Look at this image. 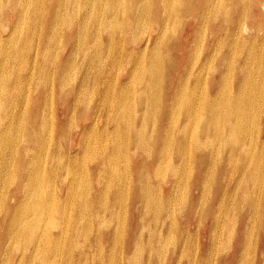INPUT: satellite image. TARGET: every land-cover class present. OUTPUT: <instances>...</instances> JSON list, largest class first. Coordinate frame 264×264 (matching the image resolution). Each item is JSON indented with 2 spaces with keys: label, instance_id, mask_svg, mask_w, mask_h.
I'll return each mask as SVG.
<instances>
[{
  "label": "bare ground",
  "instance_id": "bare-ground-1",
  "mask_svg": "<svg viewBox=\"0 0 264 264\" xmlns=\"http://www.w3.org/2000/svg\"><path fill=\"white\" fill-rule=\"evenodd\" d=\"M263 3V0H0V227L8 232L0 239V264H21L24 259L29 264H36V261L61 264L59 258L62 254L68 258L77 254L79 258L86 259L87 245L95 251L92 253L95 264H115L113 247L106 250L103 245L114 244L115 240L124 243L118 251L126 264H144L143 257L136 260V248L142 253L148 252V259H145L151 264V257L160 253L164 255L162 249L172 236L179 242V248L176 249L175 245L176 251L168 260L170 264H180L181 257L192 249L189 247L192 240L195 251L190 264H206L209 260L210 264H217V246L225 234L226 238L227 235H236L231 264H264V251L259 258L255 255L249 257L250 251L246 252L249 244L252 247L256 241V236L260 238L259 233H264L263 225L258 228L255 225L258 219L263 222L264 217V138L260 141L264 132L260 134L256 124L258 120H264V104L259 111L257 105V96L264 95V87L260 88L264 82V14L259 12ZM188 4L194 7H187ZM2 5L8 6L2 9ZM197 9L200 11L195 14ZM8 11L13 12L12 16L1 18ZM252 14L257 21L248 22L247 18ZM146 17L145 30L146 27L142 26ZM141 27L144 32H141ZM207 31L209 35L205 39ZM243 34L248 37L246 54L255 52L257 62L243 61L242 58L235 60V54L242 49L237 38ZM63 36L70 38L69 44L64 46L63 42L61 49L54 51L53 44L60 45ZM83 41H91L92 45L84 49L80 43ZM204 42L206 48L203 52ZM184 45H187L186 54H180ZM226 52L232 54L229 60ZM138 53H142L143 60H136ZM240 54L244 57L243 53ZM193 57H198L196 63L192 62ZM79 59L81 61L78 62ZM217 63L226 65V69L212 66ZM121 73L127 74L122 78ZM71 75L75 78L72 79ZM101 75L105 76L101 97L93 103L99 92L97 79ZM175 75L180 83L184 82L187 91L188 87L199 86L203 80L211 82L205 89L206 102L195 123L191 120L193 103L203 98V91L197 95L200 91L197 90L193 96L182 97L176 93L173 96L175 106L172 104L165 109L158 103L155 108L157 119L151 142L163 152L155 159L177 157V163L171 165L169 171L165 169L168 179L161 175L162 169L156 172L154 168L153 172L145 173L146 177L154 176L156 179L153 190L157 198L154 195L151 201H146L144 207L137 210L134 201L126 199L130 186H124L120 170L110 164L117 173L115 185L101 180L98 187L103 194L97 206L90 208L86 204L84 210L76 212L74 207L78 208L79 202L83 201L79 199L73 200L66 210L60 202L66 201L67 197H62L57 202L56 212H53L57 195L77 194L82 185L75 184L67 192L56 186L53 178L57 174L55 166L58 161L51 153L58 155L68 147L66 155L72 157L79 147L67 140L74 135L70 119L69 122L57 121V109L48 111L41 105L55 98L59 101L61 96L72 103L83 97L86 109L93 107L87 127L89 131H99L93 119L101 112H105L112 123L118 125V120H121L124 127L133 130L136 105L147 102L149 98L154 101L169 98L162 83L172 80ZM45 78L48 79V87ZM40 79H43L41 83ZM136 79L140 82L137 86L148 85L147 95H141L145 91H136ZM192 79L196 83H189ZM65 81L68 84L63 85ZM46 88H49L48 92ZM27 100L35 101L33 110L30 104L26 109L22 107ZM180 100L191 107L187 118L174 119V123L179 125L177 131L174 127L164 129L169 108L174 106L175 111H181L182 104H177ZM207 102L212 105L208 107ZM65 111L69 117L71 109ZM87 113L82 111V114ZM207 115L213 120L209 126L205 123ZM174 137H185L183 143L177 142L175 147H182V153L185 150L188 153L171 150L169 145ZM79 139L78 144L85 147L84 157L93 149L89 148L88 141L83 144ZM166 140L167 143L160 144ZM96 145L94 157L102 151L107 152L106 145L99 142ZM119 150L127 152L126 147ZM199 157L200 162L207 165V174H201L200 179ZM38 166L43 167L42 173L38 172ZM178 169L187 170L184 178L174 173ZM140 170L145 172L142 166ZM75 177V174L71 176L72 179ZM149 181L143 180L142 185L146 186ZM213 186L217 191L224 187L231 197L226 204L227 210L219 207L218 217L210 222L213 213L206 204ZM137 189L139 193L143 192L142 187L137 186ZM197 189L202 194L200 201L190 198ZM240 190H245V197L238 205L235 198ZM165 193L170 213L168 218L157 219V211L148 213L146 208L150 207L149 202L159 204L165 201ZM120 195L124 198H117ZM223 203L218 201L219 205ZM175 205L185 209V213L180 214L179 209L175 214V209H172ZM210 205L214 211L217 210L214 203ZM95 207L97 211L93 213ZM243 213L250 216V220L244 223L238 218ZM149 216L154 217L149 219ZM207 218L210 222L206 240L211 244L209 249L205 244L200 248L196 237L198 231L195 232L199 222ZM146 222L151 226L146 234H142L139 228H144ZM113 223L117 228L111 230L109 227ZM94 224L96 237L90 243L81 232H88ZM191 224H197L195 231L191 230ZM255 228L259 230L257 235V232L253 234ZM79 236L84 238L82 244L78 242ZM13 250L17 253L7 257L5 253ZM218 264L224 263L220 260Z\"/></svg>",
  "mask_w": 264,
  "mask_h": 264
},
{
  "label": "rangeland",
  "instance_id": "rangeland-1",
  "mask_svg": "<svg viewBox=\"0 0 264 264\" xmlns=\"http://www.w3.org/2000/svg\"><path fill=\"white\" fill-rule=\"evenodd\" d=\"M2 1H6V0H2ZM40 2H41V4L44 3V1H40ZM12 3L14 4L15 1H13ZM7 6L8 5H2L1 8L6 9ZM186 6L187 7H194L193 4H188ZM158 9L161 11V8H158ZM263 9H264V3L260 4V6H259V12H261L262 14H264ZM199 11H200V9H197L195 11V14H197ZM6 14L7 15H5V14L2 15L1 18H3V16H7L9 19L10 16H12L13 12L8 11V12H6ZM145 20H144V24H145V22L147 23L148 17H146ZM247 21L248 22L257 21V18L255 15L252 14V15L248 16ZM152 25L156 26L154 23H152ZM193 26H196V24L194 23ZM142 27H144V28L146 27L145 30L147 29L146 24ZM142 27L140 28L142 31L141 30L140 31L144 32V30H143L144 28H142ZM208 31L206 33L207 37L205 39H208V35H209ZM30 32H32V31H30ZM247 38L245 37L244 34H243V37L239 36L237 38L238 45L242 49H241V52H237L235 54V60H237L238 58H242L243 61L257 62L258 59L256 57L255 52H250V53L246 54L247 49H249ZM180 39L183 43L185 42V39H182V38H180ZM137 40H138V38H137ZM63 42H64V46H66L67 44H69L70 38H66V36L65 37L63 36L62 42L60 43V45H59V43L53 44L54 45L53 50L54 51L60 50L62 45H63ZM131 42H132V40H131ZM80 43L84 49H86L92 45L91 41H83ZM127 45H125V47ZM205 46L206 45L204 42V44L202 45L203 52L206 48ZM186 47H187V45H184V47L181 49V51H179L180 54H186V52H184ZM199 49H200V47H199ZM240 53H243L244 57H242ZM188 54L189 53H187V55ZM226 54H227V58L229 60L231 58L232 54L230 52H226ZM136 58H137L136 59L137 61H141L144 59V56H142V53H138ZM162 58H163L162 60L164 61L165 60L164 57H162ZM197 60H198V57L197 58L193 57L192 62L196 63ZM79 61H81V59H79L78 62ZM12 63H13V61H11V64ZM48 63L52 65L51 61H48ZM212 66L217 67V68L222 69V70L226 69V65H223L222 63L212 64ZM84 67H86V65H84ZM182 69H183V67H182ZM126 74L127 73H124V74L121 73L122 78H124L126 76ZM71 77H72V79L75 78L73 75H71ZM104 79H105L104 75H101L97 79L98 84H99V92L97 93L93 103H96L101 97L100 92H101V88L103 87L102 83H103ZM42 80L40 79V83L42 82ZM145 80L147 83H150L149 80H147V79H145ZM44 81H45L46 87H48L49 86V85L47 86L48 79L45 78ZM157 81H161V79L157 78ZM138 82H139V80L136 79V86L138 84H140V82L139 83ZM210 82L211 81H209L208 79L206 81L203 80V83L200 84L199 86L195 85V86L188 87V89H189L188 91H187V87L184 85V82L180 83L179 79L176 77V75L172 78V80H170L168 82L167 81L163 82L162 87L164 89L165 94L168 93L170 95L169 98H165V99L162 98L159 101H154L153 98H152V100H151V98H149L147 102H143L141 105H140V103L137 104L136 105L137 117L135 116V114L133 115V122L135 124V128L133 130L127 129L126 127H124L123 121H121V120H118V125L112 123V121L108 119L106 113L101 112L98 115H96L93 119L94 123L97 124L99 131H97L96 129L89 131L87 129V127L89 126V122H90L89 118L93 112V107H92V109L87 110L83 97H80V100L77 103H74V102L72 103L70 99L64 98L62 96L60 97L59 101H57L56 98L52 99L51 101H49V100L45 101V103H43L41 105V108L47 109L48 111H50L51 108L53 109V111H55L57 109V113H56V120L57 121L58 120L61 121L63 119V121L69 122L68 120L70 119L71 124L73 125V128H72L73 131L72 132L74 133V135L72 136L71 140H69V139H67V140L69 141V143L71 145L77 144L79 147L78 151H76L72 154V157H68L66 155L69 151L68 147L67 148L64 147L58 153V155H55L54 154L55 152L51 153V155L56 157V159L58 161L56 166H55L57 174H56V177L53 178V182L55 181L56 186L58 188H61V190L63 192L69 191L72 188V186H74L75 184H81L82 185L81 191L77 194H74V195H72V194L57 195V198H56L55 204L53 205L52 211L56 212L55 207L57 205L58 200L62 197H67L66 201L62 200L60 202V206L65 205V207L72 205L73 200L77 201L79 199H83V201L79 202L78 208L74 207V209H76V212H77V210L79 212H81L82 209L84 210V207L86 204L88 205V207L90 206V208L97 206L99 204V202L102 198V194H103V190L98 187V185L102 183L101 180L104 179V180L110 181L115 185L117 173L113 169H111L110 164H112L113 167L118 168L120 170V173L124 177V181H125L124 186H126V185L130 186L129 195L127 196L126 199H132V202L134 201L133 205L135 206V208L137 210L144 207V204L146 201H151V199L154 195H155V198H157V196H156L157 194H155V192L153 190V187L155 188L156 179L154 176L153 177H146L145 173L149 172V171L153 172L154 168L156 169V172H158L162 169L163 171H161V175H165L164 178L166 180V179H168L169 175H167L165 169L167 171H169L170 166L175 165L177 163L176 162L177 157L171 156L168 158H160L162 160H159V161H156V159H155L158 156L163 154L160 147L156 148L155 145H153L151 142V138H152L154 131H155L154 124H155V121L157 119V114L155 112V108H156L158 103H161L165 109H168L169 105H172V104H174V106H175L176 100L173 99V96L176 93L180 94L182 97V96H186L189 94H190V96H193L194 92L197 90H200L197 93V95L200 94L201 91H203V98L200 100H197L193 103V113L191 116V120L193 121V123H195L197 114L201 111L203 103L206 102V100L204 99L205 89L209 86ZM27 83H28V86L30 87V83L28 81H27ZM189 83L194 84V83H196V80L192 79ZM197 83L199 84L198 81H197ZM66 84H68V82L64 83L63 85H66ZM233 85H232V87H234ZM212 87H214V85H212ZM263 87H264V82L260 84V88L262 89ZM148 88H149L148 85H145L143 87L139 85L136 87V91H143V92L145 91L141 95H147ZM193 88H195V89L190 91V89H193ZM22 91H23V87H22L20 92H22ZM48 91H49V88H46V92H48ZM31 92L35 96L37 95L35 91H31ZM262 97H263V99H262ZM257 99H258L257 105H258V111H259V110H261V108L264 104V95L263 94L258 95ZM34 102H35L34 100H32L30 102L27 100L25 103H23L22 107H25V109H26L27 105L30 104V106H31L30 108H32V110H33V107L36 105ZM207 103H208V107L210 105H212L211 102H207ZM177 104H182L181 111H175L174 106H173V109L169 108V111L167 112V116H166V122L163 125L164 129H171V127H174L175 131H177L179 129V125L174 123V119L177 117L178 118L181 117L182 119L187 118V115L189 114V111L191 109L190 105L187 104L186 102L181 101V100ZM218 106H219V103H218ZM220 106H222V105H220ZM67 108L71 109V113H70L69 117H67V113L65 111V109H67ZM83 110H86L88 113L82 114ZM17 112H19V111H17ZM56 120H55V122H57ZM205 123H206V126H209L213 123V120H211L209 118V115L206 116ZM36 124L39 125V122H37ZM256 124L259 125V132H260V134H262V132H264V120H262V121L258 120ZM248 126H249V124H248ZM23 130L24 129H22L21 132ZM79 137L81 138V141L83 144H84V142L88 141L89 142V148L93 149V151H89L87 153V155H85L84 157H82V155L85 153V147L82 146L81 144H78L80 141ZM184 138L179 139V137H178L176 139L174 137V140L172 139L170 142V145H169L171 147V150L177 151V153H182L183 148L181 147L180 149H176L175 143H177V142L183 143ZM263 138H264V134L261 135L260 141L263 140ZM97 142L101 143L102 145H106V151L111 153V154H109L105 151H102L99 156L94 157V154L97 152V145H96ZM164 143H167V140L160 142V144H164ZM55 144H56V142H55ZM120 147H126L127 152L126 153L120 152V150H119ZM87 148H88V146L86 147V149ZM184 153H188V150L183 151L182 154H184ZM217 155L221 156V154H218V153H217ZM93 157H94V159H93ZM198 161H199V167H200L198 175H199V179H200L201 174H204V175L207 174V165L202 164L200 162V157L198 158ZM141 166L145 169L144 173L140 170ZM186 171H187L186 169L185 170L178 169L174 173L180 174L182 176V178H184V176H186V174H187ZM38 172H41V173L43 172L42 166H38ZM37 173H36V177L38 178ZM73 174L76 175V177L74 179L71 178V176ZM33 176H35V174H33ZM48 178H51L49 176V174H48ZM147 179L150 180L149 183L146 186H143L142 181L147 180ZM224 183L226 184L228 182H224ZM137 186L142 187L143 192L139 193ZM210 190H211V192H210L211 196H210V199L207 202L206 206H207L208 210H212L213 217L210 220V222H213L214 219L216 217H218V214H219L218 208L219 207L220 208L224 207L227 210L226 204L228 203V200L231 197V194L227 193V191L224 187H221V190L217 191L215 189V187L213 186L212 189L210 188ZM149 191H151V192H149ZM212 192H214V193L211 194ZM165 197H166V193L164 194V198ZM244 197H245V190H240L238 193V197L236 196V198H235V201L237 202L238 205H240V203ZM110 198L113 199V195H110ZM117 198L122 199L124 197L122 195H120ZM190 198L192 200L200 201V199L202 198V194L197 189L196 191H194V193L191 195ZM218 201H220L221 203L222 202H224V203L219 205ZM84 202H86V203L84 204ZM210 203H214V205L217 206L216 211H214V208L210 205ZM12 205H15V202H13ZM148 205H150L149 208H146L148 210V213L152 210L157 211V217H156L157 219L168 218L169 213H170L169 209H168L169 200H166V198H165V201H163L162 203L155 204V203L149 202ZM69 208L70 207H66L65 209L68 210ZM172 209H175V210H173V212L175 214H178L177 212L179 209H180L179 210L180 214L185 213V209L177 207L176 205L172 206ZM95 211H97V207H95L93 209V213ZM255 212H256V209L253 211L252 214L255 215ZM263 212H264V210H263ZM88 215L90 216L91 213L89 212ZM153 217L154 216H149L148 218L151 219ZM51 218H52V216L50 217V219ZM132 218H134V216ZM238 218H239V221H241L243 223L250 220V216H247L245 213L240 214ZM148 222H149V220H148ZM210 222H209L208 218L203 219L201 222H199V224H198L199 226H198V229L196 231H195V226H197V224H191V226H190L191 230L195 231L196 233L198 231L196 237H197V240H199L200 248L204 244H205V247L207 249H209L211 247L210 243H206L207 237L209 236V234H208L209 233L208 232L209 224L208 223H210ZM171 223H172V220H171L170 224ZM194 223H195V219H194ZM127 225L129 226V223H127ZM255 225L257 228L262 226V225L264 227V217H263V222H261V220L258 219L257 223H255ZM128 226H126V227L128 228ZM150 226L151 225L146 222L144 225V228H139V229H140L142 234H146L148 232V230L150 229ZM109 228L111 230H114L115 228H117V224L113 223ZM257 228H255V230L253 231V234L256 232H257L256 235L258 234L259 230L257 231ZM91 229H89L88 232H87V230H83L81 232V234L83 236L86 235L87 241L90 240L89 241L90 243H92L94 238L96 237V235H95L97 232L96 225L95 224L92 225ZM7 234H8V232L4 231L0 227V239H2ZM259 235H260V238L258 236H256V241L254 240L253 244H251L252 247L250 246V244H249L250 247L248 245H246V247L248 246V251H246V252L250 251L249 254L251 253L249 255V257H251L252 255L253 256L255 255L257 258H259L261 256V253H263V251H264V239H263L264 233H259ZM83 236L82 237L79 236V238H78L79 244L80 243L82 244L84 242ZM173 237L174 236L170 237L168 239V241H166V243L168 242V244H167L168 247L166 248L167 245H164V248L162 249L164 251V255L160 253L161 255L157 254V256L154 255L153 257H151V259H152L151 264H160L161 262L163 264H164V262H165V264H167L168 260L172 256L174 250L176 251V249L179 248L178 247L179 242L177 241L176 238H173ZM227 237L228 238H226V234H225L223 239L220 240V242L218 244L219 247L217 246V252L215 254L216 262H217V260H219V261L221 260V262L224 264H231L230 258H231V256L234 255V249H235L234 243L236 240V235L232 234L230 237H229V235H227ZM81 238H83L82 239L83 241L81 240ZM193 238H195V235ZM66 240L68 241V238ZM66 240H65V242L67 243ZM112 241L114 242L113 239L111 240V242ZM193 241L194 240H192V242ZM115 242L116 243H114V244L110 243L109 246H106V243H104L103 245H104L106 250H108V248L110 249V247H113L112 250H113V254H114V258H115V260H113V261L116 262V263L114 262L115 264H126V261L121 259V254L119 252L121 250V247H122L121 245L124 246V243L122 242V244H121V242L119 240L118 241L115 240ZM192 242L190 243L191 245L189 246L192 249L190 250L189 253L186 254V256L181 257V259L179 261L180 264H190V262L192 260L191 256L193 254V251H195V249H194L195 246L194 245L192 246ZM175 245H177V248ZM86 248H87L86 249V252H87L86 259L85 258H79V255H77V254H73L71 258H68L66 254H62L59 258L60 259L59 263L64 264V263H67L70 261L71 264H76V263L77 264H84V263L85 264H95V262H93V259H92V255H93L92 253H94L95 251L90 250V246L88 248V245ZM136 249H137L136 250V260L143 257L145 260L144 264L145 263L148 264L146 261V259H148L147 258L148 252L145 251L142 253L141 251L138 250V248H136ZM166 249L168 252L165 251ZM254 251L256 252V254L254 253ZM165 252L167 255L165 254ZM221 252H222V254H221ZM16 253H17V251L13 250V251H10L9 253L6 252L5 254L7 257H13ZM217 255H219V256H217ZM164 256H165L166 260H165ZM215 259H214V262H215ZM76 260H78V261L76 262ZM87 260L88 261L90 260V261L88 262ZM83 261H84V263H83ZM117 261H118V263H117ZM179 262L177 261V263H179ZM218 262H217V264H218ZM97 263H98V261H97ZM168 263L170 264V262H168ZM21 264H29V262L26 259H24V260H22ZM36 264H42V263L40 261H36ZM206 264H210V260ZM254 264H261V263L255 262Z\"/></svg>",
  "mask_w": 264,
  "mask_h": 264
}]
</instances>
